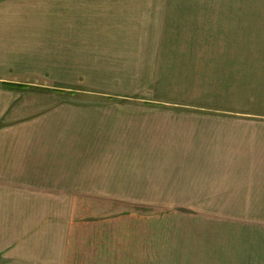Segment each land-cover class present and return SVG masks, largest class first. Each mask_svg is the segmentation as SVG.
Wrapping results in <instances>:
<instances>
[{
	"label": "crops",
	"instance_id": "obj_1",
	"mask_svg": "<svg viewBox=\"0 0 264 264\" xmlns=\"http://www.w3.org/2000/svg\"><path fill=\"white\" fill-rule=\"evenodd\" d=\"M183 2L0 0V264L144 256V233L93 218L95 198L119 196L191 198L174 239L148 234L158 256L264 264V30L239 25L233 50L212 32L223 18ZM248 79L253 122L151 106L154 94H240Z\"/></svg>",
	"mask_w": 264,
	"mask_h": 264
},
{
	"label": "rangeland",
	"instance_id": "obj_2",
	"mask_svg": "<svg viewBox=\"0 0 264 264\" xmlns=\"http://www.w3.org/2000/svg\"><path fill=\"white\" fill-rule=\"evenodd\" d=\"M178 1H184L180 4L183 7H193L192 9L198 11L214 12L216 22L223 18L222 21L226 22L224 28L218 29L219 25L216 23V27L212 32L216 33V35L223 33L225 37H228L231 40L229 41L231 42L232 49L234 41L238 39L239 33L241 32L238 28L239 25L241 28L248 29V38L250 37L249 33L255 31V28L264 30V0H189L190 3L186 2L188 0ZM167 10H169L166 12L167 17L179 16V14H175L179 12L171 10L170 6ZM180 15L179 17L187 16L184 13H180ZM238 16H240V20ZM177 32L175 30H167L166 35L172 38L179 35L186 36L185 32L179 34ZM260 47L263 48L264 44H261ZM247 48V57L251 59L255 58L257 55L256 48L254 42L250 39H248ZM233 57L234 52L232 51L231 58ZM200 85L207 86V83H201ZM243 90L245 92L247 90L248 94H244ZM253 91L254 85L248 79L246 80L245 88H241L240 94H207L203 90H199V94H184V99L177 97L182 94H154L155 97H160L163 102L158 104L152 103L153 105L151 106L181 109L184 111L195 110L194 114L197 115L198 113L200 119L210 120L214 124H243L244 122L242 121L253 122L255 120L254 111L258 100H256V94H249L253 93ZM182 118L187 119L184 116ZM96 202H99V205ZM190 202L191 198L183 196H119L102 199L95 198L94 202L92 201L90 204H95L99 208L102 207L103 212L96 213L93 217L94 220H119L122 222V224L120 223L121 232H127V227L131 226L132 232L144 233V238H141V241L144 242L143 248L149 252H155V254L150 255V253H146L148 251H144V256L140 255L143 254L141 245L138 249L129 247L130 250H134V253L129 256H102L101 259L92 261V264H224V262H226L225 264H234L233 261L238 256H158L159 243L157 245L155 236L149 237L148 234L152 235V233H155L156 235L160 234L162 237L165 236L168 239L171 238V240L174 239L176 230L171 227L181 226L177 222L191 219V214H189V211H186L189 208ZM212 215H215L214 217L216 219L219 216H224L226 220H228V217L237 218L239 216L237 213H216ZM135 222L145 223L144 230L143 228H139L141 224H136ZM122 243H125V240H122ZM167 245H169L168 242ZM121 248L122 246L120 245V251Z\"/></svg>",
	"mask_w": 264,
	"mask_h": 264
}]
</instances>
